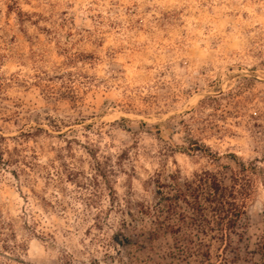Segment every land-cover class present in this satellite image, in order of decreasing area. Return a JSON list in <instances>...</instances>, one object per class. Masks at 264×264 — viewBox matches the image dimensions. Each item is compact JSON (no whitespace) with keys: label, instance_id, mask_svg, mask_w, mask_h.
Instances as JSON below:
<instances>
[{"label":"rangeland","instance_id":"374dc122","mask_svg":"<svg viewBox=\"0 0 264 264\" xmlns=\"http://www.w3.org/2000/svg\"><path fill=\"white\" fill-rule=\"evenodd\" d=\"M228 154L264 167V0H0V209L27 262L186 264L150 241L157 192ZM244 224L229 264H264L263 181Z\"/></svg>","mask_w":264,"mask_h":264},{"label":"trees","instance_id":"16d2710c","mask_svg":"<svg viewBox=\"0 0 264 264\" xmlns=\"http://www.w3.org/2000/svg\"><path fill=\"white\" fill-rule=\"evenodd\" d=\"M195 145L194 149L208 159H221V155L204 144ZM228 158L235 164V168H227L229 175L207 170L184 180L173 176L170 184L158 190L156 228L149 238L153 242L169 236L170 258L186 264L192 260L197 264H229L241 259L236 254L230 260L226 253L239 250L234 246L233 236L239 242L244 239L247 208L255 198L259 181L264 183V167L258 158L248 162L236 154H228ZM23 222L26 225V220ZM15 223L5 218L0 209V264H30L24 258L26 244L18 239ZM31 233L37 237L36 232ZM131 244V239L123 234L113 236L117 252ZM261 249L263 253L264 243Z\"/></svg>","mask_w":264,"mask_h":264}]
</instances>
